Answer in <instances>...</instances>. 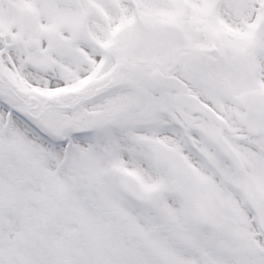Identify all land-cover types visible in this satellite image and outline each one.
I'll return each mask as SVG.
<instances>
[{"label": "snow or ice", "instance_id": "obj_1", "mask_svg": "<svg viewBox=\"0 0 264 264\" xmlns=\"http://www.w3.org/2000/svg\"><path fill=\"white\" fill-rule=\"evenodd\" d=\"M0 264H264V0H0Z\"/></svg>", "mask_w": 264, "mask_h": 264}]
</instances>
